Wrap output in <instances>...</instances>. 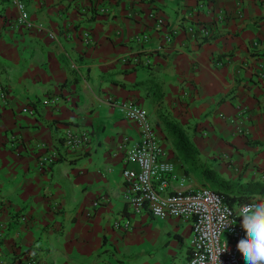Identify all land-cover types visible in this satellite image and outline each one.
Masks as SVG:
<instances>
[{
  "label": "crops",
  "instance_id": "obj_1",
  "mask_svg": "<svg viewBox=\"0 0 264 264\" xmlns=\"http://www.w3.org/2000/svg\"><path fill=\"white\" fill-rule=\"evenodd\" d=\"M23 2L33 30L0 0V264H186L190 222L127 207L123 171L139 169L125 156L140 132L122 105L147 111L185 179L172 191L213 189L209 170L264 182V0ZM191 24L210 39L190 35ZM167 121L194 145V174ZM67 131L89 144L67 152ZM48 154L55 163L41 169ZM145 239L165 248L144 250Z\"/></svg>",
  "mask_w": 264,
  "mask_h": 264
},
{
  "label": "built area",
  "instance_id": "obj_2",
  "mask_svg": "<svg viewBox=\"0 0 264 264\" xmlns=\"http://www.w3.org/2000/svg\"><path fill=\"white\" fill-rule=\"evenodd\" d=\"M9 1L19 13L16 25L25 30H33L35 25L23 0ZM188 32L202 39L211 37V32L206 27L196 24L189 25ZM174 35L175 33L168 34L165 42L172 43ZM87 37L88 35H85V38ZM140 40L148 41V36ZM88 41L87 39V43ZM0 96L5 102L7 93L3 89ZM122 107L140 132V141L129 146L125 156V162L136 165L139 170L135 172L126 168L123 171V179L127 184V207L130 213L136 216L149 213L159 220L190 222L192 251L186 264H245L242 254L237 249L238 241L245 236L241 227V208L258 201L248 200L237 208H232L210 187L172 191L173 183L180 180L184 183L185 179L177 176L175 166L169 161L147 111L135 103ZM89 142L90 138L85 132L67 131L63 137V147L69 153L88 145ZM55 160V154L45 155L39 160V167L46 169L53 165ZM94 206L97 208L99 203L96 202ZM225 224L230 226L225 229ZM115 227L119 230H129L130 224L116 223ZM226 243L228 251L222 252ZM29 263L33 264V262Z\"/></svg>",
  "mask_w": 264,
  "mask_h": 264
},
{
  "label": "trees",
  "instance_id": "obj_3",
  "mask_svg": "<svg viewBox=\"0 0 264 264\" xmlns=\"http://www.w3.org/2000/svg\"><path fill=\"white\" fill-rule=\"evenodd\" d=\"M166 126L182 161L192 166L191 170L187 171V174H194L198 165V155L194 145L178 123L167 121ZM208 173L212 176L209 180L214 184L213 190L219 193L232 208L254 195L260 196L264 200V182L250 180L228 183L219 178L212 170H209Z\"/></svg>",
  "mask_w": 264,
  "mask_h": 264
},
{
  "label": "clouds",
  "instance_id": "obj_4",
  "mask_svg": "<svg viewBox=\"0 0 264 264\" xmlns=\"http://www.w3.org/2000/svg\"><path fill=\"white\" fill-rule=\"evenodd\" d=\"M240 218L245 236L238 241V251L245 264H264V201L242 206ZM228 226L230 225L225 224L224 228ZM227 251L226 243L222 252Z\"/></svg>",
  "mask_w": 264,
  "mask_h": 264
},
{
  "label": "rangeland",
  "instance_id": "obj_5",
  "mask_svg": "<svg viewBox=\"0 0 264 264\" xmlns=\"http://www.w3.org/2000/svg\"><path fill=\"white\" fill-rule=\"evenodd\" d=\"M155 226L158 227L159 229L161 228V227H160V224H155ZM142 244H143V248H144V250H148L149 252H150V251H153V250H157V248L160 249V250H161L162 248H165V247H163L164 244H165V242H163V240H160V241H159V244L154 245V244L152 243L151 239H145V240L142 242ZM169 250L172 251L173 248H171V249H169ZM173 260H174L173 258H171L170 256H167V257H166L165 264H172V262H174ZM176 264H180L179 261H178V263H176Z\"/></svg>",
  "mask_w": 264,
  "mask_h": 264
}]
</instances>
